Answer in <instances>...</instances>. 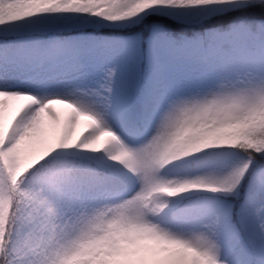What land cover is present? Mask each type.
<instances>
[{"label":"snow or ice","instance_id":"6c2138e0","mask_svg":"<svg viewBox=\"0 0 264 264\" xmlns=\"http://www.w3.org/2000/svg\"><path fill=\"white\" fill-rule=\"evenodd\" d=\"M0 264H264V0H0Z\"/></svg>","mask_w":264,"mask_h":264}]
</instances>
